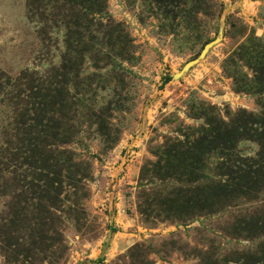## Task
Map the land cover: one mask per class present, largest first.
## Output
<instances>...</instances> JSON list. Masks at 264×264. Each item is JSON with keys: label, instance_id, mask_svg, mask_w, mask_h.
<instances>
[{"label": "rangeland", "instance_id": "1", "mask_svg": "<svg viewBox=\"0 0 264 264\" xmlns=\"http://www.w3.org/2000/svg\"><path fill=\"white\" fill-rule=\"evenodd\" d=\"M0 264H264V0H0Z\"/></svg>", "mask_w": 264, "mask_h": 264}, {"label": "crops", "instance_id": "2", "mask_svg": "<svg viewBox=\"0 0 264 264\" xmlns=\"http://www.w3.org/2000/svg\"><path fill=\"white\" fill-rule=\"evenodd\" d=\"M115 220H116V218H115ZM132 230L133 229H131V228H127L126 230H123V237H124V241H125L123 245L129 244L134 239L133 235H135V234L133 233ZM112 247L117 248V246H115V245L113 246V243H110V246L108 248L110 249Z\"/></svg>", "mask_w": 264, "mask_h": 264}, {"label": "bare ground", "instance_id": "3", "mask_svg": "<svg viewBox=\"0 0 264 264\" xmlns=\"http://www.w3.org/2000/svg\"><path fill=\"white\" fill-rule=\"evenodd\" d=\"M124 238V237H123ZM122 239L121 238H116V240L114 241V243H113V246L115 245V246H117V247H120L121 245H122Z\"/></svg>", "mask_w": 264, "mask_h": 264}, {"label": "trees", "instance_id": "4", "mask_svg": "<svg viewBox=\"0 0 264 264\" xmlns=\"http://www.w3.org/2000/svg\"><path fill=\"white\" fill-rule=\"evenodd\" d=\"M166 78H168V77H166Z\"/></svg>", "mask_w": 264, "mask_h": 264}]
</instances>
